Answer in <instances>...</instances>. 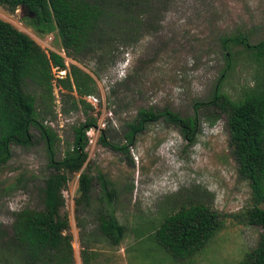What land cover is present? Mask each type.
Here are the masks:
<instances>
[{
	"label": "rangeland",
	"instance_id": "374dc122",
	"mask_svg": "<svg viewBox=\"0 0 264 264\" xmlns=\"http://www.w3.org/2000/svg\"><path fill=\"white\" fill-rule=\"evenodd\" d=\"M129 1L130 7L118 14L127 22L111 19L78 63L69 57L70 63L94 79L90 95L96 99L95 107L78 104L72 108L70 99L62 97L63 90L55 85L53 113L44 118V124L58 137L54 159L62 157L72 140V127L86 115L94 116L99 127L93 147L88 141L84 147L86 158L81 167L92 177L88 205L74 204L80 171L70 176L61 191L74 264H80L81 247L89 257L92 249L105 251L107 264H112L120 243L126 256L123 261L128 264L131 259L137 264L154 260L236 264L256 245L260 228L233 216L250 205V189L237 174L225 115L205 102L216 87L237 100L258 78L249 51L230 41L222 44V39L243 36L250 44L262 39L264 0ZM107 4L111 11L116 1ZM32 17L21 7L8 12L0 6L1 20L27 34L46 53L52 51L48 47L59 50L53 26L34 28ZM226 62L230 68L225 72ZM29 90L37 91L33 86ZM141 108H166L181 117L194 116L191 140L159 117L145 123L127 142V124ZM101 131L108 145L99 143ZM32 133L37 137L34 130ZM9 152L8 160L0 165V264H13L18 257L7 247L13 213L41 207L40 189L51 172L45 145L37 138L28 146L11 144ZM97 173L111 183L108 204ZM195 202L217 211L222 226L192 256L174 259L157 243L153 232L164 216ZM104 210L125 227L117 245L98 231L97 218ZM95 259L100 264V257Z\"/></svg>",
	"mask_w": 264,
	"mask_h": 264
},
{
	"label": "trees",
	"instance_id": "16d2710c",
	"mask_svg": "<svg viewBox=\"0 0 264 264\" xmlns=\"http://www.w3.org/2000/svg\"><path fill=\"white\" fill-rule=\"evenodd\" d=\"M115 1L111 11L108 10V0H0V6L8 12L21 7L32 14L34 28L53 26L60 48L78 63L79 57L93 48L94 39L101 34L103 27L108 26V21L127 22L126 17L118 14L130 7V1ZM225 41L240 44L249 51L259 76L239 99H230L216 87L205 104L225 115V128L237 174L247 181L250 189V205L233 216L260 228L256 245L236 264H264V37L254 44L248 43L243 36L222 39V44ZM223 56L228 61L227 54ZM51 66L64 68L63 59L53 51L46 53L27 34L0 19V165L8 160L11 144L28 146L37 138L45 145L47 165L51 168L40 189L41 207H25L13 213L7 243V247L18 254L13 264H74L61 193L73 173L80 171L74 204L87 206L89 203L92 177L81 167L86 158L85 131L95 126L96 120L94 116L86 115L83 122L73 126L72 140L66 145L62 157L53 158L58 137L44 124L46 115L53 113ZM229 68L226 62L224 71ZM30 86L37 91L31 92ZM56 86L63 90L62 97L70 99L72 108L76 109L78 104L86 109L92 108L83 97L93 93L95 81L77 65L68 64L65 76L56 79ZM159 117L175 126L186 140H191L194 116L181 117L166 108L158 111L141 108L136 118L127 124V142L135 132L143 129L145 123ZM101 132L99 143L108 145ZM98 175L108 204L112 200L111 183ZM97 224L99 233L112 245L120 242L125 227L111 212L99 213ZM221 226V215L217 211L195 202L182 204L164 216L153 235L172 258L185 259L202 248ZM79 258L80 264H88L89 254L83 247Z\"/></svg>",
	"mask_w": 264,
	"mask_h": 264
},
{
	"label": "built area",
	"instance_id": "2783aa9c",
	"mask_svg": "<svg viewBox=\"0 0 264 264\" xmlns=\"http://www.w3.org/2000/svg\"><path fill=\"white\" fill-rule=\"evenodd\" d=\"M48 47V46H46ZM49 49H51L53 52H55L56 54H58L62 59H63V64H64V68L58 69L57 67L51 66V74H52V87L55 89L56 88V79H60L63 78L65 76V72H66V68L68 67V64H70V58L68 56H66L64 50L62 48H60L59 50H53L52 48L48 47ZM84 101L87 102L91 107H95L96 105V99L94 97H92L90 94L89 95H85L83 97ZM97 110V109H96ZM99 131V127L96 125L89 127L86 131H85V136L86 137V143L89 147H93V145L95 144L96 141V135L97 132Z\"/></svg>",
	"mask_w": 264,
	"mask_h": 264
},
{
	"label": "crops",
	"instance_id": "0c3cea01",
	"mask_svg": "<svg viewBox=\"0 0 264 264\" xmlns=\"http://www.w3.org/2000/svg\"><path fill=\"white\" fill-rule=\"evenodd\" d=\"M119 246H120L119 251H116V254H117L116 260L112 264H128L127 262L123 261V260H125L126 256H125V252L122 250L121 243L119 244ZM104 254H105V251H103V250H93L92 249V251L90 253L88 264H97L96 259H95L97 257H100V261H99L100 264H107V261H106ZM135 262H136V260L131 259V264H137ZM151 264H167V263L161 262L159 260H154Z\"/></svg>",
	"mask_w": 264,
	"mask_h": 264
}]
</instances>
